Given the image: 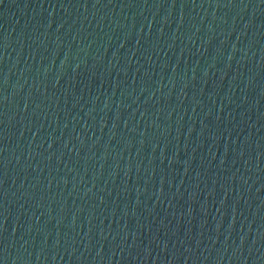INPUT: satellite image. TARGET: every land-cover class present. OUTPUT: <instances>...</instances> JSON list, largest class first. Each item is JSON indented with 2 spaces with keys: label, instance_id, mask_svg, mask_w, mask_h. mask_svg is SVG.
Returning <instances> with one entry per match:
<instances>
[{
  "label": "water",
  "instance_id": "obj_1",
  "mask_svg": "<svg viewBox=\"0 0 264 264\" xmlns=\"http://www.w3.org/2000/svg\"><path fill=\"white\" fill-rule=\"evenodd\" d=\"M0 264H264V0H0Z\"/></svg>",
  "mask_w": 264,
  "mask_h": 264
}]
</instances>
